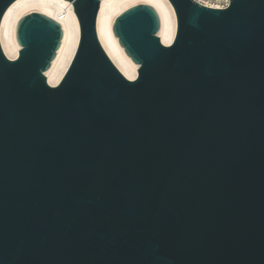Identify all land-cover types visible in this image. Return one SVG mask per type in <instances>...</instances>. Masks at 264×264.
Listing matches in <instances>:
<instances>
[{"label": "water", "instance_id": "water-1", "mask_svg": "<svg viewBox=\"0 0 264 264\" xmlns=\"http://www.w3.org/2000/svg\"><path fill=\"white\" fill-rule=\"evenodd\" d=\"M68 1L57 86V21L23 15L14 60L0 45V264H264V0H169V46L153 7L124 10L133 81L99 42L101 0Z\"/></svg>", "mask_w": 264, "mask_h": 264}, {"label": "bare ground", "instance_id": "bare-ground-1", "mask_svg": "<svg viewBox=\"0 0 264 264\" xmlns=\"http://www.w3.org/2000/svg\"><path fill=\"white\" fill-rule=\"evenodd\" d=\"M202 5L217 9L218 0H195ZM137 4L153 7L160 19L158 37L161 43L169 46L176 35V16L169 0H101L96 20V31L99 42L105 53L128 80L133 81L138 75V65L126 55L112 33V24L117 15ZM29 12H39L57 21L63 31L60 47L45 72L48 85L55 87L63 78L75 53L79 41V24L68 0H15L5 11L0 25V45L5 56L14 60L19 53L15 38L18 20Z\"/></svg>", "mask_w": 264, "mask_h": 264}, {"label": "built area", "instance_id": "built-area-1", "mask_svg": "<svg viewBox=\"0 0 264 264\" xmlns=\"http://www.w3.org/2000/svg\"><path fill=\"white\" fill-rule=\"evenodd\" d=\"M229 2H230L229 0H218V6H219V8H217V9H225L226 7H228ZM225 5H227V6H225Z\"/></svg>", "mask_w": 264, "mask_h": 264}, {"label": "snow or ice", "instance_id": "snow-or-ice-1", "mask_svg": "<svg viewBox=\"0 0 264 264\" xmlns=\"http://www.w3.org/2000/svg\"><path fill=\"white\" fill-rule=\"evenodd\" d=\"M225 6H227V5H225Z\"/></svg>", "mask_w": 264, "mask_h": 264}]
</instances>
